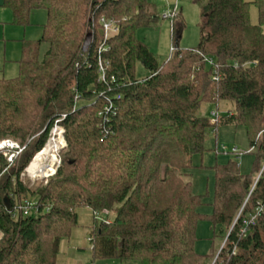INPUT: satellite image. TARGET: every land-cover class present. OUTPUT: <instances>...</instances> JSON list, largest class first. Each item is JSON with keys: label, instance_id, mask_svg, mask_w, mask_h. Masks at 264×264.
I'll return each mask as SVG.
<instances>
[{"label": "trees", "instance_id": "trees-1", "mask_svg": "<svg viewBox=\"0 0 264 264\" xmlns=\"http://www.w3.org/2000/svg\"><path fill=\"white\" fill-rule=\"evenodd\" d=\"M255 4L258 24L245 0H202L197 45L176 44L159 63L136 33L165 18L149 0H2L13 23L28 24L39 8L46 22L36 48L19 59L18 74L0 75V138L36 134L19 168L0 178V264H56L78 207L93 211L91 263L264 264V209L256 213L264 202V0ZM101 18L118 31L105 38ZM183 27L178 11L171 35ZM136 62L147 74L136 76ZM222 100L233 107L219 115ZM207 103L215 106L213 122L211 113L198 112ZM56 121L66 142L59 164L31 188L19 171ZM228 124L245 128L252 170L242 174L236 158L201 164L214 173L211 212L203 214L204 195L193 192L188 171L195 154L214 150L205 144L208 130L216 138L217 127ZM31 196L30 213L14 211ZM102 210L113 218L98 221L94 212ZM200 218L212 223L207 253L194 249Z\"/></svg>", "mask_w": 264, "mask_h": 264}, {"label": "rangeland", "instance_id": "rangeland-1", "mask_svg": "<svg viewBox=\"0 0 264 264\" xmlns=\"http://www.w3.org/2000/svg\"><path fill=\"white\" fill-rule=\"evenodd\" d=\"M156 5L157 11L165 18L151 27H141L136 33L137 37L144 41L148 48L155 55L157 61L162 63L170 54L171 47L178 45L180 48L195 47L199 40L198 23L201 20L202 0H149ZM175 8L176 12L180 11L184 23L183 29H175L173 36L171 35V18L166 15ZM259 21V12H258ZM46 22V12L43 8L34 9L29 14V23L26 25L15 24L12 22V13L8 7L2 6L0 0V70L3 77L10 78L18 74V64L16 60L20 57H26L28 52L36 48V41L43 33V25ZM24 52L22 55V47ZM136 76L142 77L147 74V70L136 62ZM215 106L212 103L203 104L199 109V113L206 116ZM233 102L230 100H222L219 102V115L224 114L228 109H232ZM55 135H54V134ZM30 135H28L29 137ZM36 134L34 135V137ZM62 138V142L58 144L55 151L56 160H59L58 153L66 142L59 132H53L52 127L48 134L45 144L52 142L58 137ZM33 139V138H32ZM49 141V142H48ZM245 128L242 125L228 124L219 125L216 131V138L213 128L207 133L206 146L214 150L205 151L202 155L195 154L193 156V164L195 165L190 172L189 179L192 182L193 192L202 194L203 204L198 207V211L203 214L211 212V202L214 190V173L209 167L214 163H224L228 159L236 158L242 174H248L252 170V164L255 159V153L248 152L249 143ZM44 146V147H45ZM215 147L217 150L215 151ZM237 152H233V149ZM228 151V152H227ZM35 156L37 155L34 154ZM33 155V156H34ZM34 156V157H35ZM34 158L32 157V160ZM30 160V161H32ZM56 163V161H55ZM54 163V164H55ZM53 164V165H54ZM29 165V164H28ZM33 175V174H32ZM44 175L35 172L34 176L26 177L30 187L34 188L44 179ZM29 199L35 200L34 196ZM77 214V225L71 229L70 235L60 240L59 250L56 258V264H92V253L90 242L87 237L93 223V211L89 207H78L75 210ZM113 211H97V220L104 221L106 218L112 219ZM217 230V227L215 228ZM196 241L194 249L198 253H207L210 250L211 239L214 238L212 223L206 218H200L196 225ZM94 264H121L116 259H94ZM132 264H137L132 262Z\"/></svg>", "mask_w": 264, "mask_h": 264}, {"label": "built area", "instance_id": "built-area-1", "mask_svg": "<svg viewBox=\"0 0 264 264\" xmlns=\"http://www.w3.org/2000/svg\"><path fill=\"white\" fill-rule=\"evenodd\" d=\"M175 14H176V9L173 8L169 12V14L166 16L171 18ZM100 21H101L103 29H104L105 38L114 35L118 31V28L114 24L112 19L101 18ZM105 49H106V47L104 46V44H101L100 50H105ZM171 51H172V47H171ZM99 70H100L101 78L103 79L104 78V69H103L101 62H99ZM210 113L213 116V117H211V122H213L215 120L214 119L215 112L211 111ZM52 130H53V132H54V130H56L61 135L63 133V128L57 123V121L52 126ZM32 138H34V135L27 137L24 141H21L19 139H15L12 137L0 138V178L3 175L9 174L11 171L17 170V168H19L20 160H21V157L24 153V150H25L27 144L30 142V140H32ZM52 139H55V137H53ZM41 150H39L38 152H40ZM38 152H36V153H38ZM58 164H59V160H56V163L54 164V168L52 169V172L47 174V175H44V176L48 177V176L52 175L55 172V168ZM27 165L22 170L19 171L18 176H19L20 180L25 181L26 177L34 176V175H30L29 172L27 171ZM34 203L35 202L29 198H23V199L19 200V202L16 203V205L14 206V211L15 212L20 211L24 215H26L32 211ZM263 209H264V202H261L256 207V213L261 212ZM103 211L108 212L107 210H103ZM94 215H95V217L97 216V211L94 212ZM253 220H254V215H252L248 221L252 222ZM104 221H108V218H106ZM0 237H1V232H0ZM87 239H88V241H90L89 237H87Z\"/></svg>", "mask_w": 264, "mask_h": 264}, {"label": "bare ground", "instance_id": "bare-ground-1", "mask_svg": "<svg viewBox=\"0 0 264 264\" xmlns=\"http://www.w3.org/2000/svg\"><path fill=\"white\" fill-rule=\"evenodd\" d=\"M56 130H54L55 132ZM62 142V138L59 136L58 139H52V142L37 153L34 159L27 165V171L30 175H34L35 172H39L42 175H47L52 172L54 163L56 161L55 151L57 150L58 144Z\"/></svg>", "mask_w": 264, "mask_h": 264}, {"label": "crops", "instance_id": "crops-1", "mask_svg": "<svg viewBox=\"0 0 264 264\" xmlns=\"http://www.w3.org/2000/svg\"><path fill=\"white\" fill-rule=\"evenodd\" d=\"M245 1L249 2V4H250V6H249V19H250V22L252 24H258V8H257V5L255 4V0H245ZM2 6H4V5H2ZM261 29H262V31L264 33V19H263V22L261 24ZM23 48H24V46L22 47V55H23V52H24ZM16 63L18 64V70H19V59L16 60ZM0 75L4 76L2 74V72H1V70H0ZM92 264H94V263H92ZM121 264H132V263H121Z\"/></svg>", "mask_w": 264, "mask_h": 264}, {"label": "water", "instance_id": "water-1", "mask_svg": "<svg viewBox=\"0 0 264 264\" xmlns=\"http://www.w3.org/2000/svg\"><path fill=\"white\" fill-rule=\"evenodd\" d=\"M90 41H91V35L89 33H87L85 35V38H84L83 43H82V47H81L82 51H84V52L87 51V49H88V47L90 45ZM2 201H3V204H4L5 208L8 211H10L11 210V202H10L9 198L7 196H4L2 198Z\"/></svg>", "mask_w": 264, "mask_h": 264}]
</instances>
